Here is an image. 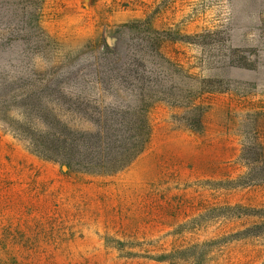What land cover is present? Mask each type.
Here are the masks:
<instances>
[{"label": "rangeland", "instance_id": "obj_1", "mask_svg": "<svg viewBox=\"0 0 264 264\" xmlns=\"http://www.w3.org/2000/svg\"><path fill=\"white\" fill-rule=\"evenodd\" d=\"M261 14L264 0H0V94L25 88L5 77L57 73L85 46L146 21L166 33L165 53L199 74L201 48L181 41L254 28ZM203 101L200 134L186 129L185 112L156 105L150 145L114 174L70 171L35 153L29 143L41 137L23 132L35 118L10 103L12 128L0 124V264H264V184L245 178L243 157L264 143V86Z\"/></svg>", "mask_w": 264, "mask_h": 264}, {"label": "trees", "instance_id": "obj_2", "mask_svg": "<svg viewBox=\"0 0 264 264\" xmlns=\"http://www.w3.org/2000/svg\"><path fill=\"white\" fill-rule=\"evenodd\" d=\"M165 35L150 21L125 25L112 39L106 37L73 54L66 69L57 73L5 77L7 83L19 82L25 88L0 94L2 130L12 128L6 108L18 103L25 109L23 116L27 112L26 119L35 118L30 129H23L25 138L32 132L41 137L39 143H29L35 153L70 171L114 174L129 167L150 145V113L156 105L185 112L186 129L200 134L210 107L205 96L247 97L264 86L263 17L254 28L207 29L192 41H181L201 48L199 74L165 53L169 40ZM62 81L71 89L61 86ZM39 85L42 90L34 89ZM62 110L83 118L92 129H72L60 117ZM35 121L43 128H34ZM253 145L257 147L253 156L248 149L243 154L245 178L257 177L264 184V143L256 139Z\"/></svg>", "mask_w": 264, "mask_h": 264}]
</instances>
